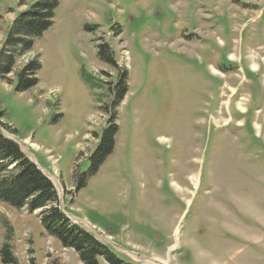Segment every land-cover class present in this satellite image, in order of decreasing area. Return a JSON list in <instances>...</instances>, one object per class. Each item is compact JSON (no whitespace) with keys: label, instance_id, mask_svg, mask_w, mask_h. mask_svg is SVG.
<instances>
[{"label":"rangeland","instance_id":"1","mask_svg":"<svg viewBox=\"0 0 264 264\" xmlns=\"http://www.w3.org/2000/svg\"><path fill=\"white\" fill-rule=\"evenodd\" d=\"M37 1L0 0V49ZM52 22L0 78V132L61 212L123 264H264V0H59ZM4 243L19 264H82L38 212L0 203Z\"/></svg>","mask_w":264,"mask_h":264},{"label":"trees","instance_id":"2","mask_svg":"<svg viewBox=\"0 0 264 264\" xmlns=\"http://www.w3.org/2000/svg\"><path fill=\"white\" fill-rule=\"evenodd\" d=\"M59 0H38L27 11L15 17L0 49V78L6 80L13 73L16 60L29 53L34 40L51 25ZM36 59L27 62L15 74V91L22 93L36 86ZM118 99L126 90L122 82L115 87ZM114 124L105 130L95 151L89 156L90 167L76 179L75 189L85 185L87 175L97 172L114 148ZM11 167V168H10ZM0 203L29 213L38 212L41 225L48 235L57 239L63 248L73 250L82 264H123L94 236L71 223L58 208V196L52 183L27 158L20 147L0 132ZM1 264H19L8 243L0 249Z\"/></svg>","mask_w":264,"mask_h":264},{"label":"water","instance_id":"3","mask_svg":"<svg viewBox=\"0 0 264 264\" xmlns=\"http://www.w3.org/2000/svg\"><path fill=\"white\" fill-rule=\"evenodd\" d=\"M8 138L11 139L12 141H14L13 138H11V137H9V136H8ZM35 165H36V164H35ZM37 167H38V166H37ZM38 169H39V168H38ZM63 214H64V216H65L67 219H69L70 221H74V218H73V217L67 216L65 213H63Z\"/></svg>","mask_w":264,"mask_h":264},{"label":"bare ground","instance_id":"4","mask_svg":"<svg viewBox=\"0 0 264 264\" xmlns=\"http://www.w3.org/2000/svg\"><path fill=\"white\" fill-rule=\"evenodd\" d=\"M239 108L241 109V110H243L242 108H241V105L239 104ZM151 263V262H150Z\"/></svg>","mask_w":264,"mask_h":264}]
</instances>
